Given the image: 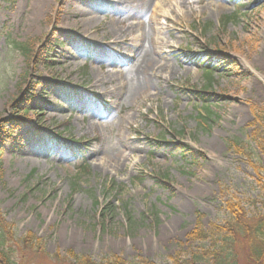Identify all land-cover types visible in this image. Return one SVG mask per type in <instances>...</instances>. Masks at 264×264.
I'll use <instances>...</instances> for the list:
<instances>
[{"label":"rangeland","instance_id":"rangeland-1","mask_svg":"<svg viewBox=\"0 0 264 264\" xmlns=\"http://www.w3.org/2000/svg\"><path fill=\"white\" fill-rule=\"evenodd\" d=\"M124 2L118 14L51 0L38 17L36 0H0V211L18 237L44 239L48 253H26L19 264H75L68 251L96 263L112 254L129 264H183L212 246L187 239L200 217L208 232L226 226L229 201L248 218L264 216V175L228 148L246 142L264 166L250 140L253 109H264V69L250 65L264 56V0H155L142 30L176 43L155 46L169 70L148 92L115 102L121 77L131 79L125 44L139 35L128 31L140 21ZM113 26L126 32L125 44L102 40ZM30 40L46 45L43 54L50 48V65L31 64L16 47ZM84 42L95 47L82 50ZM106 48L116 57L101 60ZM193 88H208L209 101L196 100ZM107 202L118 209L103 223Z\"/></svg>","mask_w":264,"mask_h":264},{"label":"trees","instance_id":"trees-1","mask_svg":"<svg viewBox=\"0 0 264 264\" xmlns=\"http://www.w3.org/2000/svg\"><path fill=\"white\" fill-rule=\"evenodd\" d=\"M37 41L30 40L28 43L18 44L16 47L31 64L50 65V48H47L43 54L42 50L46 45H42ZM191 92L196 100L203 102H208L211 96L208 88H193ZM252 113L255 119L253 126L258 127V130H255L250 140L258 145V149L264 157V109L254 108ZM202 118V115H200L199 119L202 120ZM6 134L10 138L11 133ZM228 148L233 153L246 159L259 177L264 175V166L254 163L256 155L248 143L230 140ZM181 150L184 157L192 154L191 149L187 146H182ZM156 183L171 189V184L167 178L156 176ZM95 205L97 206V203ZM117 209L107 202L101 210L103 223H107L115 215ZM120 209L125 214L129 228L135 230L138 224L128 210L127 205L123 204ZM226 211L230 215V221L226 226L213 225L214 229L209 232L204 229L201 217L197 220L195 228L188 234L187 239L199 243L210 240L212 246L207 250L191 252L190 259L184 261L183 264H203L205 262L206 264H264V216L248 218L245 209L240 203L234 201L226 202ZM26 253L36 256L48 255L44 239L32 232L18 237L14 224L7 222L0 211V264H19L18 259L22 261ZM240 254L243 257V262L240 260ZM58 256V253L55 254V257ZM68 256L73 259L75 264H129L120 256L112 254L103 257L98 263L89 257L77 255L73 251H68ZM175 261H178V256L175 257ZM137 264L155 263L140 258Z\"/></svg>","mask_w":264,"mask_h":264},{"label":"bare ground","instance_id":"bare-ground-1","mask_svg":"<svg viewBox=\"0 0 264 264\" xmlns=\"http://www.w3.org/2000/svg\"><path fill=\"white\" fill-rule=\"evenodd\" d=\"M50 1L51 0H36L38 4L37 5L38 10L36 15L38 17L45 11V9H47L50 6ZM76 1L94 3V4H98V6L101 7L103 6L109 7V9H112L114 13H118V14L124 12L126 7L128 8L124 0H118L116 2L114 1L110 2L107 0H76ZM131 1L132 4L130 5L132 6L130 11L134 13L135 20L140 22L134 27L133 25H131L128 31L130 33H133L134 29L137 28L138 29L137 32L139 33V35L136 38L130 40L128 44H125L126 40L124 39V36L126 32L123 31L122 29H118L116 26H113L112 31L110 33H104V36L102 38V40L109 38L112 39L110 42L112 46L118 47V45L120 44H125L131 48V52H130L131 55H128L127 57L128 61L132 62V66L127 69L129 75L131 76V79L129 80V83L127 85L124 83L123 77H121V79L119 80V84L121 88L118 91H116L117 94L115 96L116 99L115 102H119V100H121L122 97H127L132 100L138 97L139 94L146 91L148 92V90L151 88L153 84L152 82L153 81L159 82L163 78L162 77L163 74L167 73L169 70V67L166 64H161V61H158L157 59L158 54L155 52V46L157 44L161 45L160 48L161 51L163 49L169 50L171 48L172 43H170L169 41L165 43L164 40L162 39H160L159 43H157L156 40L153 39V37H150L149 34L148 36H146L147 33L142 30V28L144 27V24L141 21V19L143 18V14L146 13L147 10L151 9V4H153L155 0H131ZM134 4L136 5L134 6ZM220 10L221 8L217 9V12H219ZM175 11L176 10H172L171 14L175 13ZM177 17L181 19L180 15H177ZM88 22L91 28L95 27L96 25L95 17H92V20L91 18H89ZM162 31H163L162 28L156 29L154 30V33L158 32L160 34L162 33ZM57 33H61V31L57 30ZM133 42H136L137 44L136 47H131L132 46L131 44ZM146 44H148V47L146 46ZM174 44L176 43H173L172 45L175 46ZM88 47L94 48L95 46H93L91 43L87 44L86 42H84L81 46V49L84 50L87 49ZM106 49L104 51L105 53H103V55L100 57L101 60L109 59V58L111 59L116 57V55L114 56L113 51ZM253 63H258L260 67L264 69V56L261 55L259 57H256V59L253 60L250 63V65H253ZM186 65H191V63H186ZM243 71L249 72V68L243 66ZM239 112L240 111H238L237 113Z\"/></svg>","mask_w":264,"mask_h":264}]
</instances>
